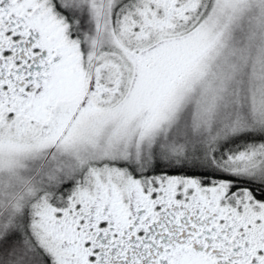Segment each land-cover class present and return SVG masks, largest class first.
Listing matches in <instances>:
<instances>
[{"label": "snow or ice", "instance_id": "obj_1", "mask_svg": "<svg viewBox=\"0 0 264 264\" xmlns=\"http://www.w3.org/2000/svg\"><path fill=\"white\" fill-rule=\"evenodd\" d=\"M0 264H264V0H0Z\"/></svg>", "mask_w": 264, "mask_h": 264}]
</instances>
